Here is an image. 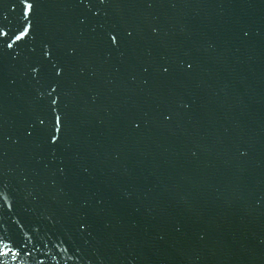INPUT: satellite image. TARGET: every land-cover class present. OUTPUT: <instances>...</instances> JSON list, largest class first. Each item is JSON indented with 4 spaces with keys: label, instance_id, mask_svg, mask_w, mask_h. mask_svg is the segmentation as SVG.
Returning a JSON list of instances; mask_svg holds the SVG:
<instances>
[{
    "label": "water",
    "instance_id": "obj_1",
    "mask_svg": "<svg viewBox=\"0 0 264 264\" xmlns=\"http://www.w3.org/2000/svg\"><path fill=\"white\" fill-rule=\"evenodd\" d=\"M0 264H264V0H0Z\"/></svg>",
    "mask_w": 264,
    "mask_h": 264
}]
</instances>
